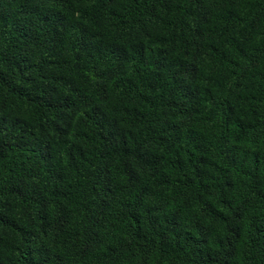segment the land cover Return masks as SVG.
Segmentation results:
<instances>
[{
    "label": "trees",
    "instance_id": "16d2710c",
    "mask_svg": "<svg viewBox=\"0 0 264 264\" xmlns=\"http://www.w3.org/2000/svg\"><path fill=\"white\" fill-rule=\"evenodd\" d=\"M0 264H264V0H0Z\"/></svg>",
    "mask_w": 264,
    "mask_h": 264
}]
</instances>
